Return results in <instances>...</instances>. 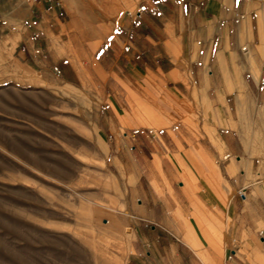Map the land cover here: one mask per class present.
Returning <instances> with one entry per match:
<instances>
[{
	"label": "crops",
	"instance_id": "0c3cea01",
	"mask_svg": "<svg viewBox=\"0 0 264 264\" xmlns=\"http://www.w3.org/2000/svg\"><path fill=\"white\" fill-rule=\"evenodd\" d=\"M66 2L29 0L5 47L131 120L99 202L125 264H264V0H96L79 24Z\"/></svg>",
	"mask_w": 264,
	"mask_h": 264
},
{
	"label": "rangeland",
	"instance_id": "374dc122",
	"mask_svg": "<svg viewBox=\"0 0 264 264\" xmlns=\"http://www.w3.org/2000/svg\"><path fill=\"white\" fill-rule=\"evenodd\" d=\"M66 4L74 24L97 8L96 0ZM29 5L0 0V264H125L127 238L99 202L112 188L109 127L131 120L107 117L104 89L55 75L44 83L15 62L5 46L20 40Z\"/></svg>",
	"mask_w": 264,
	"mask_h": 264
},
{
	"label": "bare ground",
	"instance_id": "6f19581e",
	"mask_svg": "<svg viewBox=\"0 0 264 264\" xmlns=\"http://www.w3.org/2000/svg\"><path fill=\"white\" fill-rule=\"evenodd\" d=\"M76 17V16H75ZM75 20V19H74ZM74 20H73V22H74ZM76 21V20H75ZM75 23V22H74ZM90 33H92V31L90 32Z\"/></svg>",
	"mask_w": 264,
	"mask_h": 264
},
{
	"label": "built area",
	"instance_id": "2783aa9c",
	"mask_svg": "<svg viewBox=\"0 0 264 264\" xmlns=\"http://www.w3.org/2000/svg\"><path fill=\"white\" fill-rule=\"evenodd\" d=\"M233 252H234V249H233ZM230 256H232V254Z\"/></svg>",
	"mask_w": 264,
	"mask_h": 264
}]
</instances>
